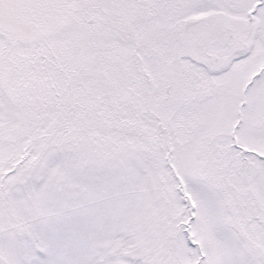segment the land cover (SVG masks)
I'll list each match as a JSON object with an SVG mask.
<instances>
[{"label":"snow or ice","instance_id":"1","mask_svg":"<svg viewBox=\"0 0 264 264\" xmlns=\"http://www.w3.org/2000/svg\"><path fill=\"white\" fill-rule=\"evenodd\" d=\"M0 264H264V0H0Z\"/></svg>","mask_w":264,"mask_h":264}]
</instances>
